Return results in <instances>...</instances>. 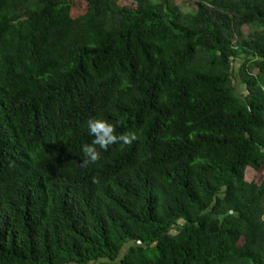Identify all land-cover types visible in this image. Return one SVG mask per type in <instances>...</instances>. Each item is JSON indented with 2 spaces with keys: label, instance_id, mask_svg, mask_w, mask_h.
I'll use <instances>...</instances> for the list:
<instances>
[{
  "label": "trees",
  "instance_id": "16d2710c",
  "mask_svg": "<svg viewBox=\"0 0 264 264\" xmlns=\"http://www.w3.org/2000/svg\"><path fill=\"white\" fill-rule=\"evenodd\" d=\"M79 1L0 0V264H264V0Z\"/></svg>",
  "mask_w": 264,
  "mask_h": 264
},
{
  "label": "clouds",
  "instance_id": "9594fccd",
  "mask_svg": "<svg viewBox=\"0 0 264 264\" xmlns=\"http://www.w3.org/2000/svg\"><path fill=\"white\" fill-rule=\"evenodd\" d=\"M86 123L88 131L94 139L91 144L82 146L85 159L81 167L84 168H87L90 164H96L101 159V151H107L109 146L121 141L130 145L137 139V134L133 131L116 135V125L105 119L89 118ZM93 182H97L96 178H93Z\"/></svg>",
  "mask_w": 264,
  "mask_h": 264
},
{
  "label": "rangeland",
  "instance_id": "374dc122",
  "mask_svg": "<svg viewBox=\"0 0 264 264\" xmlns=\"http://www.w3.org/2000/svg\"><path fill=\"white\" fill-rule=\"evenodd\" d=\"M171 2H173L175 5H177L182 12L184 13H192L194 8H193V3L195 2V0H170ZM72 2L76 5L75 8L72 9L71 11V15L73 17L79 16L81 15V13L84 11L85 9V4L81 3L79 0H72ZM258 29V27H257ZM245 33L248 34L249 33V29L245 30ZM236 83V89L237 91H243V88H245L243 86V84L239 83L238 80L235 81ZM256 172H252V170L249 169L248 172V180H250L253 176L255 175ZM258 175V174H257Z\"/></svg>",
  "mask_w": 264,
  "mask_h": 264
}]
</instances>
